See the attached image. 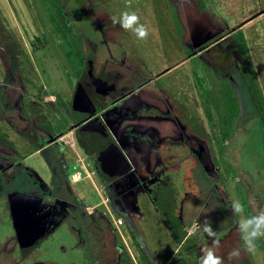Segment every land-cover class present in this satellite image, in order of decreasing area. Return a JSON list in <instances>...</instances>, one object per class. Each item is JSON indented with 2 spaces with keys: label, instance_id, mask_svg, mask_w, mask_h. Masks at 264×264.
<instances>
[{
  "label": "rangeland",
  "instance_id": "1",
  "mask_svg": "<svg viewBox=\"0 0 264 264\" xmlns=\"http://www.w3.org/2000/svg\"><path fill=\"white\" fill-rule=\"evenodd\" d=\"M123 11L137 12L147 40L113 23ZM249 81L264 103V0H0V264H199L206 248L224 264H264V238L249 253L231 211L233 200L246 215L264 209V117ZM104 82L101 118L115 116L116 152L124 128L138 140L129 147L137 175L152 177L126 213L77 140V97ZM190 156L198 163L184 165ZM156 191L188 231L181 242ZM14 192L68 205L28 253Z\"/></svg>",
  "mask_w": 264,
  "mask_h": 264
},
{
  "label": "flooded vegetation",
  "instance_id": "2",
  "mask_svg": "<svg viewBox=\"0 0 264 264\" xmlns=\"http://www.w3.org/2000/svg\"><path fill=\"white\" fill-rule=\"evenodd\" d=\"M100 79L102 80L101 77ZM94 83L96 84V81ZM89 87L90 93L85 92L82 94V97H77L76 100L78 113V118L76 119L78 123H81L80 131L79 128L77 129V132L80 133L77 137L78 144L83 151L87 152L89 155H94V162L97 163L99 174L104 181L103 184H101L103 185L102 190L108 195V201L111 202L116 211L118 210L120 213H126L136 205L135 199H137V194L143 189L148 188L147 182H149L152 177L151 174L146 171L142 172L140 170L139 175L136 173V166L139 164V161L135 164L132 148L129 147L134 145L138 140L131 132L123 128V131L119 134L120 140H116V142L120 143L121 148L117 146L118 152H116L112 144V139H115L117 136L113 130V123H115L113 119L115 116L113 119H111L110 115H108L107 118H101V114H103V108H101L103 105L102 102L105 97H107L106 94L108 90L111 89V86L107 83L104 90L101 88L97 92L92 85H89ZM95 94L98 97H94ZM126 136L128 137L126 138ZM53 139L55 138H52V140ZM95 147L99 148L97 154L93 151ZM88 149H90L91 152ZM105 151L107 154L110 153L109 158L107 154H105V157L102 155ZM167 172L168 170L164 169L156 175L158 179L160 177L164 178L165 176L167 177ZM150 190V192L153 193L154 189L151 188ZM157 194L158 191L155 192L156 198ZM59 199L58 197V200ZM104 202L107 204L105 200ZM47 203L51 205L56 204L54 208L56 212L53 218L54 224L57 219L64 217L62 213H65L66 209H63L60 203L58 204L55 200Z\"/></svg>",
  "mask_w": 264,
  "mask_h": 264
},
{
  "label": "clouds",
  "instance_id": "3",
  "mask_svg": "<svg viewBox=\"0 0 264 264\" xmlns=\"http://www.w3.org/2000/svg\"><path fill=\"white\" fill-rule=\"evenodd\" d=\"M112 21L114 24H119L125 31L133 33L138 40H147L150 35L149 27L141 22L140 16L135 11H123L119 15H114ZM231 211L234 216L238 217L237 227L244 247L249 253H254L256 242L264 238V209L246 215L244 203L240 200H233ZM201 231L215 244L219 243V233L208 220L201 225ZM203 253L199 264H224L223 259L217 256L212 248L203 249ZM238 255L239 249H234L229 253V259Z\"/></svg>",
  "mask_w": 264,
  "mask_h": 264
},
{
  "label": "water",
  "instance_id": "4",
  "mask_svg": "<svg viewBox=\"0 0 264 264\" xmlns=\"http://www.w3.org/2000/svg\"><path fill=\"white\" fill-rule=\"evenodd\" d=\"M106 85L104 82L102 90ZM9 202L18 240L23 249L31 250L37 247L62 222L59 218L53 224L56 204L51 205L42 197L14 192L10 194ZM56 202L60 203L63 209L68 206L66 201Z\"/></svg>",
  "mask_w": 264,
  "mask_h": 264
},
{
  "label": "trees",
  "instance_id": "5",
  "mask_svg": "<svg viewBox=\"0 0 264 264\" xmlns=\"http://www.w3.org/2000/svg\"><path fill=\"white\" fill-rule=\"evenodd\" d=\"M37 40L41 41V38L37 37ZM35 47L38 48L39 47V43L35 44ZM243 76L245 78V74ZM249 90L252 91L251 95H252L253 99L255 100V102L258 105L260 114L262 115V117H264V103L262 101V97H261V95L259 93V90H258V88H257V86H256V84L254 82L249 81ZM61 191L62 190H61V187H60V190H59V194L60 195H59V197L61 196ZM157 198L159 199V205H160L162 217H163L165 223L167 224L168 228L170 229V231L172 232L174 237L177 239V241L181 242L184 239V237L186 236L187 232H188L187 229H185L181 219L174 212V210L172 208L173 206H172L171 201L169 200V198H167L165 195H163V193H161L160 191L157 194ZM135 234H137V233L135 232ZM22 250H23L24 253H28L29 252V250H27V249H22ZM188 260H189L188 257L180 256L178 259H176L175 261H171L169 264H187ZM148 264H155V263L152 261V259H149L148 260Z\"/></svg>",
  "mask_w": 264,
  "mask_h": 264
},
{
  "label": "crops",
  "instance_id": "6",
  "mask_svg": "<svg viewBox=\"0 0 264 264\" xmlns=\"http://www.w3.org/2000/svg\"><path fill=\"white\" fill-rule=\"evenodd\" d=\"M197 156L195 157V156H190L189 158H187L186 159V163L184 164V165H187V164H189V165H194L195 163H198L197 162ZM78 178H75V180H77Z\"/></svg>",
  "mask_w": 264,
  "mask_h": 264
},
{
  "label": "built area",
  "instance_id": "7",
  "mask_svg": "<svg viewBox=\"0 0 264 264\" xmlns=\"http://www.w3.org/2000/svg\"><path fill=\"white\" fill-rule=\"evenodd\" d=\"M117 222H118L119 224H122V223H123L122 218H119V219L117 220Z\"/></svg>",
  "mask_w": 264,
  "mask_h": 264
}]
</instances>
